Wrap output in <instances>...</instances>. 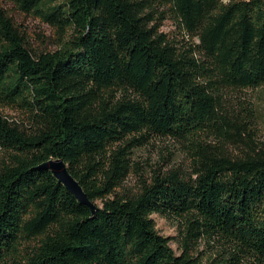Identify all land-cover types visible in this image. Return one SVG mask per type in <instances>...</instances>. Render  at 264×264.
Returning <instances> with one entry per match:
<instances>
[{"label":"trees","instance_id":"16d2710c","mask_svg":"<svg viewBox=\"0 0 264 264\" xmlns=\"http://www.w3.org/2000/svg\"><path fill=\"white\" fill-rule=\"evenodd\" d=\"M1 2L51 27L57 48L34 52ZM262 86L264 0H0V108L18 115L0 113V264H206L201 242L218 247L210 264H264L257 117L223 102ZM155 137L181 140L188 170L123 190ZM51 159L94 214L40 167Z\"/></svg>","mask_w":264,"mask_h":264},{"label":"rangeland","instance_id":"374dc122","mask_svg":"<svg viewBox=\"0 0 264 264\" xmlns=\"http://www.w3.org/2000/svg\"><path fill=\"white\" fill-rule=\"evenodd\" d=\"M1 7L8 12L25 34L27 43L34 52L53 51L57 48V37L47 24L34 16L22 14L12 4L1 2ZM162 30L171 36L179 34L177 24L173 19L166 20ZM223 102L229 113L248 115V111L254 112L257 121L252 127L256 131L258 142L264 146V86L252 90H224ZM0 113L10 117L18 116L16 112L8 109L0 108ZM132 160L133 167L123 190H136L142 180H150L158 172L188 170L190 164L189 153L183 142L171 137H155L148 143L135 148ZM152 218L160 235L170 239L177 236V225L173 220H168L158 214H153ZM215 245L212 242L210 244L201 242L197 256H201L204 263L210 264V259L218 250ZM170 246L177 255L180 254L175 240H170Z\"/></svg>","mask_w":264,"mask_h":264},{"label":"water","instance_id":"95a60500","mask_svg":"<svg viewBox=\"0 0 264 264\" xmlns=\"http://www.w3.org/2000/svg\"><path fill=\"white\" fill-rule=\"evenodd\" d=\"M50 170L59 184L63 185L70 193H72L75 198L84 205L91 208L92 213L95 212V205H93L85 192L83 191L77 180L70 174L67 165L62 159H51L40 166Z\"/></svg>","mask_w":264,"mask_h":264}]
</instances>
